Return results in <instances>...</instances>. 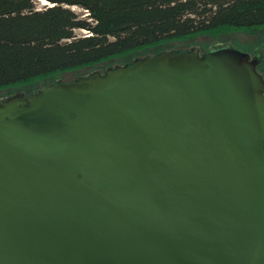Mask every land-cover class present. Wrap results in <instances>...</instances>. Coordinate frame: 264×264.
I'll list each match as a JSON object with an SVG mask.
<instances>
[{"label": "water", "instance_id": "water-1", "mask_svg": "<svg viewBox=\"0 0 264 264\" xmlns=\"http://www.w3.org/2000/svg\"><path fill=\"white\" fill-rule=\"evenodd\" d=\"M257 65L217 44L0 100V264H264Z\"/></svg>", "mask_w": 264, "mask_h": 264}, {"label": "trees", "instance_id": "trees-1", "mask_svg": "<svg viewBox=\"0 0 264 264\" xmlns=\"http://www.w3.org/2000/svg\"><path fill=\"white\" fill-rule=\"evenodd\" d=\"M263 28L264 0H0V91L173 42Z\"/></svg>", "mask_w": 264, "mask_h": 264}, {"label": "rangeland", "instance_id": "rangeland-1", "mask_svg": "<svg viewBox=\"0 0 264 264\" xmlns=\"http://www.w3.org/2000/svg\"><path fill=\"white\" fill-rule=\"evenodd\" d=\"M80 17H84L85 14L76 8H73ZM77 35H84V32L78 31ZM217 44H228L237 51H243L246 53H256L257 49L262 53V63L260 65V72L264 76V28L259 31H254L252 33L239 32V33H230L228 35L219 36L218 38H209L206 36H199L186 41H178L156 48L140 51L138 53L127 56L123 59H117L110 62L102 63L94 67L80 70L77 72L64 73L56 77L47 79L42 82H37L26 87L9 89L0 91V100L10 97L12 95L23 93L24 95H30L31 93L40 90L41 88L47 87L56 82L67 83L72 81L74 78L85 76L94 71H105L106 69L113 68L116 66H123L125 64H130L133 60L148 56H154L159 53L169 52V51H179L185 52L190 49H198L199 53L207 51L210 47ZM255 50V51H254Z\"/></svg>", "mask_w": 264, "mask_h": 264}, {"label": "flooded vegetation", "instance_id": "flooded-vegetation-1", "mask_svg": "<svg viewBox=\"0 0 264 264\" xmlns=\"http://www.w3.org/2000/svg\"><path fill=\"white\" fill-rule=\"evenodd\" d=\"M254 51H255V50H254ZM240 52L244 53V54L247 56V58H249V59L256 58V60L258 61L257 72L261 75V77H262V79H263V81H264V76H263V74L260 72V65H261V63H262V57H263V55H262V53L259 51V49H257V52H256V53H252V54H250V53H246V52H243V51H240Z\"/></svg>", "mask_w": 264, "mask_h": 264}, {"label": "bare ground", "instance_id": "bare-ground-1", "mask_svg": "<svg viewBox=\"0 0 264 264\" xmlns=\"http://www.w3.org/2000/svg\"><path fill=\"white\" fill-rule=\"evenodd\" d=\"M45 4V2L43 1V2H41V5H44Z\"/></svg>", "mask_w": 264, "mask_h": 264}]
</instances>
